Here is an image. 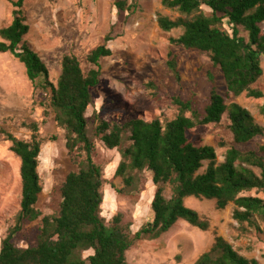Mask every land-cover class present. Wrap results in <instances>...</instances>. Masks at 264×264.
<instances>
[{
  "label": "trees",
  "instance_id": "obj_1",
  "mask_svg": "<svg viewBox=\"0 0 264 264\" xmlns=\"http://www.w3.org/2000/svg\"><path fill=\"white\" fill-rule=\"evenodd\" d=\"M10 1L13 19L0 27V52H9L16 58L30 82L38 81L45 93V108L64 131L67 154L75 168L66 173L60 184L58 209L40 217L36 208L43 190L37 169L41 151L38 123L24 124L31 131L28 139L0 129L20 162L19 210L0 240V264H128L126 251L135 241L157 238L178 220L200 230L208 229L209 222L184 204V198L189 196L214 200L217 209L232 204V218L239 226L259 229L257 221L264 220V196L257 195H264V142L252 149L241 146L264 136V127L238 102L226 103L214 86L202 109L194 106L191 97H173L176 113L169 119L135 117L120 123L103 120L93 112L95 136L107 149L121 146L128 133L129 144L121 152L113 175L121 176L124 187L129 188L136 180L132 172L147 171L154 185L150 221L132 232L131 223L124 222L121 213L106 219L101 210L103 169L94 160L96 146L87 132L86 112L92 101L91 89L99 83L100 60L111 55L106 46L110 38L105 36L102 44L88 52L87 70L74 54L62 55L56 82H50L46 64L25 39L29 25L19 11L24 0ZM134 3L133 0L130 5ZM161 4L179 16L172 19L158 14L159 28L164 32L180 28L177 37L169 38L171 44L207 53L222 73L226 94L264 97L261 89L253 87L262 74L264 33L260 23L264 21V0H161ZM128 5L127 0L115 3L118 10ZM169 56L167 66L178 82L176 57ZM259 112L264 116V103ZM223 116L232 140L228 145L219 143L225 149L223 159L218 161L212 145H194L188 140L187 131L218 123ZM167 188L169 195L165 194ZM253 191L255 195L250 194ZM38 218L35 243L18 245L14 237L26 223ZM192 264L260 263L215 235L209 249Z\"/></svg>",
  "mask_w": 264,
  "mask_h": 264
},
{
  "label": "rangeland",
  "instance_id": "obj_2",
  "mask_svg": "<svg viewBox=\"0 0 264 264\" xmlns=\"http://www.w3.org/2000/svg\"><path fill=\"white\" fill-rule=\"evenodd\" d=\"M117 1L24 0L19 11L29 25L25 39L46 64L48 80L53 83L60 72L62 55L74 54L87 70L90 66L85 59L88 52L102 44L105 36L110 38L106 46L111 49V55L100 60L99 83L91 89L92 101L86 112L87 132L96 146L94 160L103 169L102 213L106 219L121 213L134 232L152 218L150 201L154 185L147 171L132 172L136 180L129 188L124 187L121 176L113 175L121 152L129 144L128 133L123 136L121 146L107 149L95 136L93 112L103 120L120 123L135 117L169 119L176 113L173 97H191L194 106L202 109L214 86L226 103L238 102L264 127V116L259 112L264 97L254 99L244 94L238 97L226 94L222 73L211 63L207 53L171 44L169 38L177 37L181 29L164 32L156 18L162 14L173 19L179 13L164 7L161 0H134L133 6L130 5L133 0H127L129 5L124 10L117 9ZM202 10L207 12L208 8L202 6ZM0 18V27L12 21L10 0H0ZM260 27L264 33V21ZM169 54L176 57L178 82L167 66ZM261 67L262 74L253 87L264 93V56ZM44 100L45 93L38 87V81L30 82L24 66L9 52H0V129L28 139L31 131L24 124L37 122L39 126L41 151L37 169L43 190L36 208L40 217L58 209L60 184L66 173L75 168L67 154L64 131L53 121ZM187 137L194 145H212L218 161L223 159L225 149L219 147V143L224 141L228 145L232 140L224 116L218 123L189 129ZM263 142L264 136H258L241 148H256ZM9 147V141L0 134V240L12 225L20 201V162ZM165 194H170L168 188ZM183 202L209 222L208 229L200 230L178 220L157 238L135 241L126 251L128 264H192L209 249L215 235L222 236L240 254L264 264V220L257 221L259 229L246 224L239 226L232 218V204L217 209L214 200L192 196L185 197ZM39 218L26 223L14 237L18 245L35 243Z\"/></svg>",
  "mask_w": 264,
  "mask_h": 264
},
{
  "label": "bare ground",
  "instance_id": "obj_3",
  "mask_svg": "<svg viewBox=\"0 0 264 264\" xmlns=\"http://www.w3.org/2000/svg\"><path fill=\"white\" fill-rule=\"evenodd\" d=\"M2 14H3V13H2ZM2 14H1V15H2ZM5 17H6V16H5ZM0 19H1V18H0Z\"/></svg>",
  "mask_w": 264,
  "mask_h": 264
}]
</instances>
